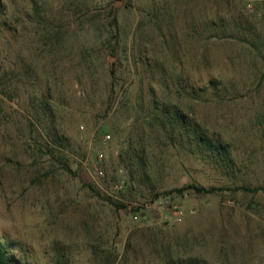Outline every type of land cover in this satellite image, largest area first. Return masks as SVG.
I'll list each match as a JSON object with an SVG mask.
<instances>
[{
    "label": "rangeland",
    "instance_id": "374dc122",
    "mask_svg": "<svg viewBox=\"0 0 264 264\" xmlns=\"http://www.w3.org/2000/svg\"><path fill=\"white\" fill-rule=\"evenodd\" d=\"M211 78L223 95L179 89ZM0 238L34 264H164L183 242L264 264V0H0Z\"/></svg>",
    "mask_w": 264,
    "mask_h": 264
},
{
    "label": "trees",
    "instance_id": "16d2710c",
    "mask_svg": "<svg viewBox=\"0 0 264 264\" xmlns=\"http://www.w3.org/2000/svg\"><path fill=\"white\" fill-rule=\"evenodd\" d=\"M177 81H181V77L179 76L177 78ZM220 81L218 78H211L209 81H207V84H203L200 86H194L192 84L186 83L185 85H181L179 89L183 91V96L189 99H195V100H203L206 99V97H214V96H221L222 93H225L227 90L224 87H220ZM211 95V96H210ZM213 95V96H212ZM156 100V99H155ZM40 105L41 110L45 113V117L41 118L35 114L34 120L31 121V125L33 128H40L44 123L42 122V119L46 120V125L43 127L44 133L49 136L50 140L54 142L52 144L51 142L46 143L49 152L53 153V149H60L62 147L61 145H65L66 138L63 134H59L57 131L53 133V124H52V108L51 105L47 100H42L41 103H38L35 105V107H38ZM38 111V109H37ZM169 127L174 130L177 126L186 125L189 128V140H194L196 143H198L201 146H206L207 149L210 151H216L218 153L224 152L225 147L220 142L213 140L211 137L206 136V134L202 133L198 130V128L193 125V122H187L183 118V112L178 106H172V108L169 109V114H167ZM164 125H168L167 123L163 122ZM66 167L67 165L64 164ZM240 189L245 191H256L259 190L257 187H250V186H239ZM191 189L195 193H214L217 190H220L221 187L217 186H211V187H205L201 185H194V184H188L179 188H174L173 191H176L179 194L184 193L185 190ZM238 189V188H237ZM112 205L115 207H119L116 202L111 201ZM122 206H124L122 204ZM15 242L8 240V239H1L0 238V264H34L33 262L29 260H21L19 257L16 256V254L13 252V249L15 247ZM162 255L164 257V264H209L205 258L202 257L201 253L194 251L192 248L186 247V245L183 243L178 244L177 247L173 246H167L162 249ZM63 255L59 254L56 256L54 260V264H68L66 260L62 257ZM107 258L110 259V255H107Z\"/></svg>",
    "mask_w": 264,
    "mask_h": 264
}]
</instances>
